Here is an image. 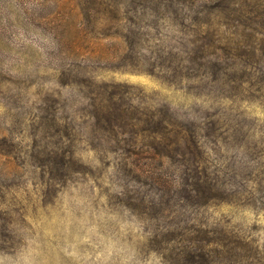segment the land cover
Returning <instances> with one entry per match:
<instances>
[{
  "label": "rangeland",
  "instance_id": "obj_1",
  "mask_svg": "<svg viewBox=\"0 0 264 264\" xmlns=\"http://www.w3.org/2000/svg\"><path fill=\"white\" fill-rule=\"evenodd\" d=\"M151 108L221 132L208 205L139 183ZM0 264H264V0H0Z\"/></svg>",
  "mask_w": 264,
  "mask_h": 264
},
{
  "label": "trees",
  "instance_id": "obj_2",
  "mask_svg": "<svg viewBox=\"0 0 264 264\" xmlns=\"http://www.w3.org/2000/svg\"><path fill=\"white\" fill-rule=\"evenodd\" d=\"M119 114L120 119H123L122 113L119 112L114 115V120L117 121ZM136 124L139 125L143 137L141 142L133 141L136 149L131 152L134 157L132 163L136 161L134 168L140 176L139 183L148 179L164 191L161 200L163 204H169L171 198L178 196L177 198L185 199L188 203L208 205V202L224 192L217 176L221 170L210 159V152L214 151V148H210L201 140L205 138L217 145L221 142V132L216 135L209 132L205 135H195V132L188 130L184 125L173 122L172 119L170 121L168 117L159 116L152 108L145 117H138ZM169 162L178 163L183 167L177 171L178 175L174 174L175 177L170 180L167 176L151 173L147 169L154 165L163 167Z\"/></svg>",
  "mask_w": 264,
  "mask_h": 264
}]
</instances>
